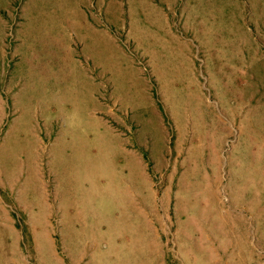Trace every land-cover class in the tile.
<instances>
[{"label":"rangeland","instance_id":"obj_1","mask_svg":"<svg viewBox=\"0 0 264 264\" xmlns=\"http://www.w3.org/2000/svg\"><path fill=\"white\" fill-rule=\"evenodd\" d=\"M263 167L264 0H0V264H264Z\"/></svg>","mask_w":264,"mask_h":264},{"label":"bare ground","instance_id":"obj_2","mask_svg":"<svg viewBox=\"0 0 264 264\" xmlns=\"http://www.w3.org/2000/svg\"><path fill=\"white\" fill-rule=\"evenodd\" d=\"M70 27V26H69ZM71 32V31H70ZM71 43V42H70ZM69 44V43H68ZM69 47V46H68ZM69 49V48H68ZM71 49V48H70ZM70 55V54H69ZM67 86V85H66ZM65 88V87H64ZM68 88V87H67ZM66 88V89H67ZM54 90H55V88H53ZM52 89V90H53ZM65 89V90H66ZM55 93V92H54ZM61 94V93H60ZM52 109V108H51ZM39 110V109H38ZM37 109H36V111H38ZM55 110V109H54ZM53 111V110H52ZM37 115V114H36ZM39 115V114H38ZM42 115V114H41ZM55 118V117H54ZM59 119V118H58ZM50 120H53V119H50ZM55 122H56V120H54ZM53 123V122H52ZM52 123H51V127H52ZM81 124V123H80ZM49 128V127H48ZM47 130V129H46ZM39 149V148H38ZM102 150V149H101ZM73 154V153H72ZM74 156H75V154H74ZM39 157V156H38ZM37 157V158H38ZM98 163V162H97ZM264 168V167H263ZM93 169V168H92ZM263 170V169H262ZM129 176V175H128ZM96 178V177H95ZM130 178V177H129ZM263 180V179H262ZM40 181V180H39ZM41 182V181H40ZM263 183V182H262ZM262 185V184H261ZM263 186H264V184H263ZM263 186H261L262 188H263ZM111 188H113V187H111ZM115 189V188H114ZM264 190V189H263ZM253 192V191H252ZM256 192H257V190H256ZM98 193V192H97ZM190 194V193H189ZM256 194V193H255ZM55 195V194H54ZM96 197H97V195H96ZM119 197V196H118ZM115 198V197H114ZM261 199V198H260ZM263 199V198H262ZM117 200H118V198H117ZM46 201H48V200H46ZM253 200H251V202H252ZM259 201V200H258ZM114 202H116V200L114 201ZM191 202H193V201H191ZM261 202V201H260ZM263 202V201H262ZM117 203V202H116ZM255 203V202H254ZM47 204H49V203H46L45 205H47ZM250 205L252 204V203H249ZM248 204V205H249ZM256 204H257V202H256ZM118 205V204H117ZM117 205H115V206H117ZM244 205V204H243ZM255 205V204H254ZM253 205V206H254ZM47 206H49V205H47ZM252 206V205H251ZM258 207H259V204L257 205ZM257 206H254V207H256L257 208ZM261 206H262V204H261ZM2 207V206H1ZM50 207V206H49ZM54 207H55V205H54ZM242 207V206H241ZM248 207H250V206H248ZM264 207V206H263ZM26 208V207H25ZM51 208V207H50ZM50 208L48 209V210H50ZM57 208H59V206H57ZM120 208V207H119ZM244 208H245V206H244ZM255 208V209H256ZM4 209V208H3ZM47 209V208H46ZM55 209V208H54ZM130 209H131V207H130ZM10 210V209H9ZM129 210V209H128ZM23 211H24V209H23ZM57 211V210H56ZM255 211V210H254ZM260 212V211H259ZM6 213V212H5ZM48 213H49V211H48ZM179 214V213H178ZM45 215H47V214H45ZM5 216H6V214H5ZM240 216H242V215H240ZM245 216V215H244ZM6 218H8V217H6ZM45 218V217H44ZM248 218V217H247ZM240 219V218H239ZM10 220V219H9ZM48 220V219H47ZM247 220V219H246ZM245 220V217H244V221H246ZM238 222V221H237ZM259 222V221H258ZM264 222V221H263ZM192 223V222H191ZM194 223V222H193ZM192 223V224H193ZM242 223H243V219H242ZM251 223V222H250ZM240 224V223H239ZM245 224H247V223H245ZM50 225V224H49ZM251 225V224H250ZM259 225V224H258ZM257 225V226H258ZM261 225V224H260ZM215 226V225H214ZM7 227V226H6ZM48 227V226H47ZM197 227V226H196ZM243 227V226H242ZM251 227V226H250ZM2 228V227H1ZM198 228H200V227H198ZM210 229H211V227H209ZM239 228V227H238ZM247 228V227H246ZM249 228V227H248ZM259 228V227H258ZM196 229V228H195ZM217 230H219V229H217ZM241 230V229H240ZM244 230V229H243ZM253 230V229H252ZM264 230V229H263ZM1 231V230H0ZM199 231H200V229H199ZM213 231V230H212ZM215 231H216V229H215ZM214 231V232H215ZM228 232H229V229L227 230ZM234 231V230H233ZM245 231V230H244ZM254 231V230H253ZM203 232V231H202ZM217 232V231H216ZM219 232V231H218ZM243 232V231H242ZM246 232H247V230H246ZM257 232H259V231H257ZM212 233V232H211ZM235 233V232H234ZM218 234H220V233H218ZM224 235H225V233H223ZM240 234V233H239ZM243 234V233H242ZM247 233H245V235H246ZM264 234V233H263ZM199 235H201V234H199ZM204 235V234H203ZM227 235V234H226ZM229 235V234H228ZM232 235V234H231ZM238 235V234H237ZM206 236V235H205ZM242 235H240V237H241ZM248 236H249V233H248ZM197 237V236H196ZM199 237V236H198ZM239 237V238H240ZM243 237V236H242ZM261 237V236H260ZM207 238V237H206ZM222 238V237H221ZM224 238V237H223ZM222 238V239H223ZM259 238V237H258ZM262 238V237H261ZM208 239V238H207ZM226 239H227V237H226ZM226 239H224V241L226 240ZM232 239V238H231ZM244 239V238H243ZM246 239H247V237H246ZM264 239V238H263ZM63 240V239H62ZM257 240V239H256ZM255 240V241H256ZM260 240V239H259ZM258 241V240H257ZM195 242V241H194ZM264 242V241H263ZM227 243V242H226ZM234 243V242H233ZM244 243H245V241H244ZM250 243V242H249ZM256 243V242H255ZM252 244V243H251ZM254 244V243H253ZM219 246V245H218ZM261 246V245H260ZM228 247V246H227ZM263 247V246H262ZM136 248H138V247H136ZM222 248V247H221ZM226 248V247H225ZM132 249H134V248H132ZM235 249V248H234ZM233 249V250H234ZM223 250V249H222ZM236 250V249H235ZM248 250H250L249 248H248ZM257 249H255V251H256ZM264 250V249H263ZM217 251V250H216ZM237 251V250H236ZM218 253V252H217ZM249 254V253H248ZM247 254V255H248ZM84 255V254H83ZM237 255V254H236ZM240 255H242L241 253H240ZM257 255V254H256ZM259 255V254H258ZM1 256V255H0ZM216 256V255H215ZM228 256H230V255H228ZM238 256V255H237ZM217 257V256H216ZM219 258V257H218ZM221 258V257H220ZM242 258V257H241ZM253 258V257H252ZM233 259V258H232ZM250 259V258H249ZM259 259V258H258ZM260 260V259H259ZM216 261V260H215ZM231 260L229 259V262H230ZM76 262V261H75ZM228 262V263H229ZM232 262V261H231ZM215 263V262H214ZM10 264V263H9ZM226 264V263H225ZM230 264V263H229ZM252 264V263H251Z\"/></svg>","mask_w":264,"mask_h":264},{"label":"crops","instance_id":"obj_3","mask_svg":"<svg viewBox=\"0 0 264 264\" xmlns=\"http://www.w3.org/2000/svg\"><path fill=\"white\" fill-rule=\"evenodd\" d=\"M159 6H162L160 3H157Z\"/></svg>","mask_w":264,"mask_h":264}]
</instances>
